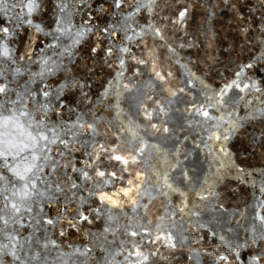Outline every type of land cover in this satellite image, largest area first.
<instances>
[{"label":"snow or ice","instance_id":"obj_1","mask_svg":"<svg viewBox=\"0 0 264 264\" xmlns=\"http://www.w3.org/2000/svg\"><path fill=\"white\" fill-rule=\"evenodd\" d=\"M160 2L0 0V264H69L73 257L79 264H90L92 246H72L69 251L58 238L75 232L93 241L97 237L92 226L101 220L105 221L102 232L115 230L109 206L85 182L95 176L98 186L111 188L104 178L114 179L116 172L105 164L119 165L121 158L110 155L108 146L98 140L89 153V140L97 136L103 113L114 109V117L119 118L121 97L134 87L123 78L129 71L131 78L141 77L153 57L143 49L137 56L133 46L147 47L150 36L153 45L157 40L165 44L172 57L177 56V48L196 47L188 40L189 6L160 16L166 23L158 24ZM248 2L252 23L245 24L241 34L259 55L249 56L231 75L218 73L222 79L214 86L200 71L177 59L185 79L178 88L165 87L173 72L158 71L152 59L153 77L180 113L179 120L173 117L175 127L167 122L162 129L155 122L152 127L172 138L191 128L193 121L209 126L205 147L214 161L211 178L204 176L189 195L183 186L192 183L191 172L181 171L177 186L167 174L163 177V194L173 192L179 198L173 219L189 217L194 242L187 233L181 238L190 247L188 264H264V81L255 78L264 69V0ZM224 4L238 11L244 7L230 0ZM103 15L112 19L101 27L94 20ZM97 34L95 42L86 39ZM169 36L177 42L169 43ZM193 41L198 37L193 35ZM214 61L215 57L206 58L209 65ZM98 67L112 71L93 91ZM197 85L202 93L199 99ZM189 93L191 100L185 99ZM85 103L88 108L82 109ZM160 112L171 115L162 105ZM144 118L153 119L151 113ZM245 132V160L249 153L259 152L261 163L240 166L229 150V141ZM77 152L85 158L72 163ZM232 173L238 183L251 188V200L235 206L219 198L217 187ZM209 240L212 246L204 247ZM169 247L176 249L175 237Z\"/></svg>","mask_w":264,"mask_h":264},{"label":"water","instance_id":"obj_2","mask_svg":"<svg viewBox=\"0 0 264 264\" xmlns=\"http://www.w3.org/2000/svg\"><path fill=\"white\" fill-rule=\"evenodd\" d=\"M230 2L244 5L242 11L225 6L224 0H161L160 7L157 9L159 15L156 17V22L158 24L166 23L160 19V16H171L177 7L185 4L189 6L188 40L196 43V47L177 48V56L172 57L166 51L165 44L157 40L153 45L150 36L146 37L147 47L143 43L140 47L133 46L132 51L137 56L143 54V49L144 52L151 51L153 57L149 58L148 64L142 69L141 77L133 79L129 71L128 75L123 78L125 82L133 84L134 87L130 93L121 97L122 109L119 118L114 117V109L103 113V121L99 126L98 134L91 137L87 145L88 152L91 153L92 146L98 140L108 146L110 155L121 158L119 165L114 161L105 164L107 168L116 172V178L113 179L110 175L104 178L110 181L111 188L106 189L102 183L98 186L95 176L91 181L85 182L92 190L100 193L101 200L109 206L108 215L113 216L112 228L115 230L109 233L102 232L105 221L101 220L99 225L92 226L97 237L93 241L75 232L67 238H58L69 251L72 246L81 249L92 246L94 251L90 264H141V262L143 264H188L185 257L190 247L182 244L181 238L187 233L189 241L194 242L193 234L189 230V217L183 216L181 219L177 216L173 219L172 214L179 207V198L173 192L163 194V177L167 174L174 186H177L179 173L185 170L191 172L192 183L183 186L189 195L197 189L198 184H201L204 176L211 178V173L215 171L214 161L205 147L209 126L193 121L191 128L177 132L172 138H166L162 131L158 132L152 127L154 122L160 129L166 122L173 124V117L179 120L180 113L176 111L177 104L170 103L171 98L168 93L153 77L151 65L154 58L158 71L173 72V76L169 78L168 85L165 87L170 85L178 88L185 79L184 70L176 63L177 59L181 63L188 64L194 71H200L201 75L214 86L222 79L218 73L227 72L231 75L237 70L236 66L246 62L249 56L259 55L247 44L241 34V29L245 24L252 23L248 0H230ZM250 3L255 4L257 0H250ZM212 6H215L214 13ZM111 19V16L103 15L94 20V23L103 27L105 23H110ZM118 20L119 17L113 23ZM171 29L172 26L169 25L167 30L171 31ZM98 35L86 39L95 42ZM193 35L198 37V41H193ZM180 36L183 37L184 33L181 32ZM257 39H259L258 36ZM168 42L176 43L177 41L173 36H169ZM117 43H119V37ZM212 57H215V61L209 65L206 63V58L211 60ZM87 64L90 67L92 62L88 61ZM103 64L104 61L100 60L99 65ZM132 67L129 61V69ZM97 71L99 76L93 77L96 81L93 91L99 88L102 79L108 78L112 69L102 70L98 67ZM255 78L264 81V69H261ZM196 91L199 99L202 94L199 85ZM191 98V93H189L185 99L191 100ZM161 105L171 115H162ZM81 108L87 109L88 105L82 104ZM145 113H151L153 119H145ZM173 126L176 125L173 124ZM181 135L187 139L179 140L178 137ZM197 144L200 145L199 148L196 147ZM247 144L246 132L229 141V150L236 156L237 163L240 166L261 163L259 152L256 155L249 153L245 160L244 148ZM95 151H100L98 145ZM80 158L85 157L77 152L72 163H76V160ZM217 187L219 198L223 199L226 204L235 206L243 204L248 199L251 200V188L244 183H238L235 173H232ZM173 201L176 202L175 207ZM75 203L78 206L80 200L77 199ZM145 229L147 234L144 232ZM133 231L137 235H132ZM172 237L176 238L175 250L169 247ZM211 246L210 240L204 245V247ZM157 251L158 255L154 256L153 252ZM69 264H79V261L73 257Z\"/></svg>","mask_w":264,"mask_h":264}]
</instances>
